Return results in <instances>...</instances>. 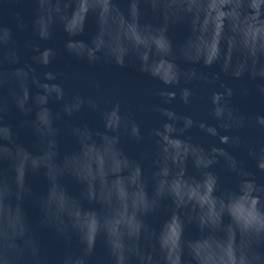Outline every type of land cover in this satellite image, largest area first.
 I'll return each instance as SVG.
<instances>
[{"label": "water", "instance_id": "1", "mask_svg": "<svg viewBox=\"0 0 264 264\" xmlns=\"http://www.w3.org/2000/svg\"><path fill=\"white\" fill-rule=\"evenodd\" d=\"M0 264H264V0H0Z\"/></svg>", "mask_w": 264, "mask_h": 264}]
</instances>
